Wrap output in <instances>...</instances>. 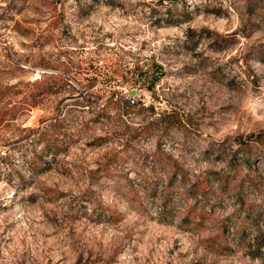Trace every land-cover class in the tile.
<instances>
[{"label": "rangeland", "instance_id": "obj_1", "mask_svg": "<svg viewBox=\"0 0 264 264\" xmlns=\"http://www.w3.org/2000/svg\"><path fill=\"white\" fill-rule=\"evenodd\" d=\"M98 74L138 105H74ZM263 241L264 0H0V264H264Z\"/></svg>", "mask_w": 264, "mask_h": 264}, {"label": "trees", "instance_id": "obj_2", "mask_svg": "<svg viewBox=\"0 0 264 264\" xmlns=\"http://www.w3.org/2000/svg\"><path fill=\"white\" fill-rule=\"evenodd\" d=\"M89 67L91 68L92 65L91 63L89 64ZM88 69L87 68H83L82 71H85ZM88 72H86L87 75ZM100 75V76H99ZM81 82H79V86L82 89V92H80V95L82 94V96H80V99L77 98L76 102L74 105L77 106H90L92 104H101L103 107V109H105L106 111H112V110H117L118 113H120L123 110H129L131 107H134L135 104H130L129 101L124 99V96L121 94L122 92L118 91V90H114V87H110V82H113V78L108 77L107 75H103V74H98L95 76H85L84 78H81ZM117 86V85H116ZM96 87L95 90H93V88ZM31 95V94H30ZM32 99L31 97H25V110H30L33 106H35L32 102H30ZM76 99V98H75ZM81 100V102L79 101ZM136 105H138L136 103ZM16 108L15 105H12L10 107H8L5 111V115L10 114L11 118L13 119L14 117V109ZM148 109H152V106L147 107ZM59 121V119L55 120V126L60 127V124L57 123ZM57 123V124H56ZM53 125V124H52ZM28 132L31 133V130L28 129ZM261 134H259L257 136L258 139H261ZM54 146V150L55 153L58 152V146L57 144H53ZM46 146H50L51 144H47ZM178 173H180V177L182 179L186 178V174L184 172H172V178L170 179L169 183L166 185V194L164 197V200L161 204L160 207V217H164V218H168L170 217L171 214V210L174 208V206H171L172 204L170 203V200L168 199V193H169V187H170V182L177 178ZM195 183H193L191 185L192 188H195ZM143 192L145 195L149 196L150 194L153 193V189L147 185L144 189ZM140 203H142L140 201ZM142 204L138 205V208L142 209L141 206ZM141 206V207H140ZM192 209H188L186 212V216H184V220H189L190 217V213ZM200 218V217H199ZM264 241L261 243L256 244L255 246V250L261 251V249H264ZM252 257H258V254H252Z\"/></svg>", "mask_w": 264, "mask_h": 264}, {"label": "built area", "instance_id": "obj_3", "mask_svg": "<svg viewBox=\"0 0 264 264\" xmlns=\"http://www.w3.org/2000/svg\"><path fill=\"white\" fill-rule=\"evenodd\" d=\"M128 101L130 104H136V99L134 98H129Z\"/></svg>", "mask_w": 264, "mask_h": 264}]
</instances>
